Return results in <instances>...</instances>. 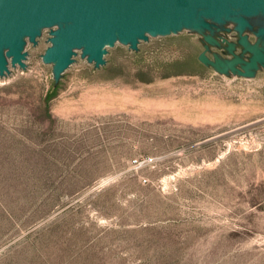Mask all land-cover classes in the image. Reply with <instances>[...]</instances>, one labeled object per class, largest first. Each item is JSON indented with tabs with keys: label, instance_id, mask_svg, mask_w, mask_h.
<instances>
[{
	"label": "rangeland",
	"instance_id": "rangeland-1",
	"mask_svg": "<svg viewBox=\"0 0 264 264\" xmlns=\"http://www.w3.org/2000/svg\"><path fill=\"white\" fill-rule=\"evenodd\" d=\"M234 26L117 42L99 67L77 49L59 79L53 28L27 39L0 76V264H264V68L199 59L244 54Z\"/></svg>",
	"mask_w": 264,
	"mask_h": 264
},
{
	"label": "water",
	"instance_id": "water-1",
	"mask_svg": "<svg viewBox=\"0 0 264 264\" xmlns=\"http://www.w3.org/2000/svg\"><path fill=\"white\" fill-rule=\"evenodd\" d=\"M260 14L264 0H0V76L10 72V65L25 67L27 39L36 44L45 27L53 29L43 58L53 63L59 79L77 49L99 67L106 62L108 46L122 42L138 49L150 36L184 28L209 30L205 39L219 44L213 31L227 21L235 23L244 54L235 53L230 42L231 58L211 59L201 52L199 59L220 71L254 76L264 68V23L256 27L251 22ZM247 31L254 33V42Z\"/></svg>",
	"mask_w": 264,
	"mask_h": 264
},
{
	"label": "built area",
	"instance_id": "built-area-1",
	"mask_svg": "<svg viewBox=\"0 0 264 264\" xmlns=\"http://www.w3.org/2000/svg\"><path fill=\"white\" fill-rule=\"evenodd\" d=\"M154 161V158L152 156H148V157H145L143 160H140L138 158L134 159V162L140 164V163H150V162H153Z\"/></svg>",
	"mask_w": 264,
	"mask_h": 264
},
{
	"label": "bare ground",
	"instance_id": "bare-ground-1",
	"mask_svg": "<svg viewBox=\"0 0 264 264\" xmlns=\"http://www.w3.org/2000/svg\"><path fill=\"white\" fill-rule=\"evenodd\" d=\"M255 22H258V23H264V15L260 14V15H257L256 18H254Z\"/></svg>",
	"mask_w": 264,
	"mask_h": 264
},
{
	"label": "flooded vegetation",
	"instance_id": "flooded-vegetation-1",
	"mask_svg": "<svg viewBox=\"0 0 264 264\" xmlns=\"http://www.w3.org/2000/svg\"><path fill=\"white\" fill-rule=\"evenodd\" d=\"M248 32V35H249V38H250V35H254V33L252 31H247Z\"/></svg>",
	"mask_w": 264,
	"mask_h": 264
}]
</instances>
